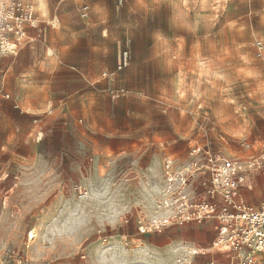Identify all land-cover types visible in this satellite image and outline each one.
<instances>
[{"label": "rangeland", "instance_id": "rangeland-1", "mask_svg": "<svg viewBox=\"0 0 264 264\" xmlns=\"http://www.w3.org/2000/svg\"><path fill=\"white\" fill-rule=\"evenodd\" d=\"M20 1L38 25L0 52V264H174L207 247L210 228L138 226L163 158L263 149L264 0ZM242 197L264 203V163Z\"/></svg>", "mask_w": 264, "mask_h": 264}, {"label": "built area", "instance_id": "built-area-1", "mask_svg": "<svg viewBox=\"0 0 264 264\" xmlns=\"http://www.w3.org/2000/svg\"><path fill=\"white\" fill-rule=\"evenodd\" d=\"M79 14L87 18L89 6L81 5ZM37 25L31 2L0 0V52L15 55L21 45L35 39L27 28ZM253 48L264 79V43L254 40ZM262 163L264 147L255 159L247 160L214 153L203 144L189 147L183 160L163 158L161 184L139 232L212 221L211 249L225 254L229 264H264V203L253 206L242 197L247 177ZM198 252L179 247L174 264H196ZM205 264L217 263L210 259Z\"/></svg>", "mask_w": 264, "mask_h": 264}, {"label": "crops", "instance_id": "crops-1", "mask_svg": "<svg viewBox=\"0 0 264 264\" xmlns=\"http://www.w3.org/2000/svg\"><path fill=\"white\" fill-rule=\"evenodd\" d=\"M81 17V16H80ZM182 227H189V228H192L194 229L196 232L195 234L198 235V237H201L202 236V231L203 230H206L208 228L210 229H213V222L212 221H207L201 225H196V224H186ZM168 229V228H167ZM166 230V229H165ZM213 232H214V236H215V231L213 229ZM213 236V238H214ZM213 240V239H212ZM212 242V241H211ZM211 243L207 246V247H203V246H199L198 248H196L200 253L201 255L206 252V251H210V256H209V259H215L216 263L217 264H221L220 262L224 261L226 262V264H229V261H228V258L226 257L225 254L221 253V252H217L213 249H211ZM197 264V263H196Z\"/></svg>", "mask_w": 264, "mask_h": 264}, {"label": "snow or ice", "instance_id": "snow-or-ice-1", "mask_svg": "<svg viewBox=\"0 0 264 264\" xmlns=\"http://www.w3.org/2000/svg\"><path fill=\"white\" fill-rule=\"evenodd\" d=\"M53 195H55V194H53Z\"/></svg>", "mask_w": 264, "mask_h": 264}]
</instances>
